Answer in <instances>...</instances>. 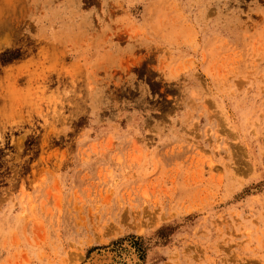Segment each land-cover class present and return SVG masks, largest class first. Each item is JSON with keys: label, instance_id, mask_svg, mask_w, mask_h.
<instances>
[{"label": "rangeland", "instance_id": "374dc122", "mask_svg": "<svg viewBox=\"0 0 264 264\" xmlns=\"http://www.w3.org/2000/svg\"><path fill=\"white\" fill-rule=\"evenodd\" d=\"M0 264H264V0H0Z\"/></svg>", "mask_w": 264, "mask_h": 264}]
</instances>
